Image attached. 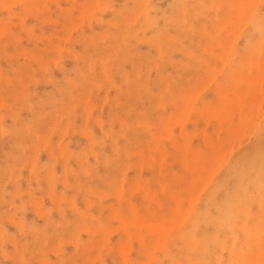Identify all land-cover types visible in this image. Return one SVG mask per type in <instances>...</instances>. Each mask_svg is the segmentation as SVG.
<instances>
[{
  "label": "rangeland",
  "instance_id": "374dc122",
  "mask_svg": "<svg viewBox=\"0 0 264 264\" xmlns=\"http://www.w3.org/2000/svg\"><path fill=\"white\" fill-rule=\"evenodd\" d=\"M237 8H240L239 12ZM263 30L264 0H0V264H101L102 261V264H170V259H174L171 264H177L179 261L181 263L178 264H187V261H191L190 264H199L205 258L207 262L204 260L202 264H253L254 260V264H264V221H261V224V217H258L261 213L264 220V198H261L264 195H260L264 194V187L261 188L263 191L257 188L261 181L263 185L260 187L264 186V92H259L258 97L255 95L256 90H264V77L262 82L260 80L264 75V62L260 61L264 53ZM259 47L262 48L261 51ZM257 55H261L260 58ZM254 58L259 60L261 66ZM261 60L263 61L264 57ZM258 66L262 67L263 71H259ZM246 73L249 78L252 75V79L255 74L257 79H251L252 82L258 80L260 83H250ZM257 73H260L261 77ZM238 74L241 77L247 75L249 81L245 80V76L241 80ZM237 79L241 80V84L238 81L240 85L229 84L237 82ZM242 81H248L250 88L244 83L245 87ZM261 85L262 89L258 87ZM217 87L221 90L217 91L219 95L216 92ZM237 87L240 88L239 91ZM247 88L246 94L244 91ZM233 90L236 92L235 96ZM238 92L246 97L242 94L241 98L237 97ZM225 94L234 99L228 101ZM221 95H224L223 98ZM249 98L257 101L248 102ZM240 99L247 100L250 104L247 105ZM222 100L231 103L229 105L234 110ZM240 101L245 107L242 108L238 104ZM220 103L222 109L218 106ZM225 105L229 108L226 110L233 111L229 112L230 115L227 113L233 121L227 116L228 120L232 122L225 120L228 112L225 111ZM213 106L215 109L220 107L221 114L224 110L225 117L217 109L218 112L211 111ZM237 106H240V110L247 111L250 107L255 110H249L251 113L242 110V113L239 111L242 114L240 115ZM179 107L181 112H178ZM205 109L214 113L213 116L208 110L205 114ZM176 112L179 115L182 113V117L179 116L181 118L178 119ZM208 113V117H205ZM218 113L223 117L222 120ZM214 117H217V120ZM173 121H176L175 125H169ZM227 127H233L232 132L228 131ZM161 131H165V134ZM188 138L189 142L186 143ZM203 141H209V144ZM181 145L186 147L187 152L185 148L181 149ZM198 151L200 154L195 155ZM191 152H194V156ZM210 152L215 154L214 158L219 155L217 160L221 161L220 165L216 159L214 162V158L210 159L213 157ZM216 152L221 154L216 155ZM186 154L188 159L183 156ZM199 156H203L205 161ZM206 156L210 158L207 159ZM210 162L215 163L214 167ZM192 164L195 166L192 167ZM194 169L199 177H196L197 172ZM48 170L51 171L49 174ZM256 178L260 182L256 181ZM135 179L140 180L141 186ZM190 182L193 186L198 183V187H191ZM191 190L196 192L195 199V194L188 197V194L192 196ZM196 190H199L198 196ZM237 193L243 197L246 194V199L250 193H258L255 198H261V203L259 205L256 199L251 204L250 200L254 199L251 194V199L249 197L247 200L251 207L246 209L249 205L244 203V198V201L239 203L241 196L234 199L239 201L238 205L235 202L234 206L230 201L237 197ZM181 197L182 202L179 201ZM227 205L234 207L229 208ZM239 205H245L242 207L243 211L240 208H237L240 210L237 211L235 207ZM258 205L262 208L258 209ZM175 206L177 209L181 207V210L178 209V212ZM234 208L236 210H233ZM184 209L185 211L181 212ZM244 209L246 212L249 209L250 216L246 215ZM257 209L263 210L260 212ZM199 210L203 214L206 213L204 215H207L205 217L209 223ZM222 210H226V214L231 212L228 214L229 218L226 215L227 218L223 221L221 218L225 215ZM175 212L181 213L182 217L177 214L180 218H175ZM236 212L239 219L250 217L249 221H243L246 223H243L244 226L241 225V220H236ZM251 212H254L257 218H253ZM133 213L135 217L138 216L139 221L132 220ZM182 213L188 217L191 215V220ZM200 214L203 217H200ZM215 214L223 216L217 220L219 222L215 220ZM122 215L123 219H126L124 216L131 219L123 221ZM169 216H173L172 221L175 222H172L173 225L168 223L170 228L175 227L171 231L166 223ZM144 217L151 220H144ZM184 217L192 221L195 235L192 234L193 231L190 232L193 227L191 228L190 222ZM233 217L239 222L233 221ZM152 218L156 219H153L155 227L151 226ZM197 218H201V223L204 218L203 223L198 222L200 220ZM141 219L144 221L140 222ZM253 219L256 220L255 225L252 223ZM175 220L183 224H178L179 228L183 229H180L181 234L178 227L176 228L178 225ZM196 220L198 227L193 225ZM163 222L166 223V228H162L164 224L161 227ZM235 222L243 229L236 228V224L232 226ZM121 223L123 224L120 225ZM130 223L134 224L131 226ZM110 224L111 232L108 229ZM138 224L143 227L140 228ZM149 224L151 227H148ZM99 226L104 228L101 230ZM113 226L119 230L116 228L114 232ZM158 226L159 230L167 229V233L161 230L166 234H158ZM147 227L152 230H147ZM184 230L192 234L187 233L188 239ZM233 231L238 234L236 237L234 235V239L231 234ZM141 232L142 234H139ZM136 233L139 234L138 238ZM169 233H173L172 238ZM106 235L111 236L106 238ZM181 235L185 242L181 240ZM213 235L219 237L218 240L213 238ZM244 235L246 240L243 239ZM78 236L80 241H77ZM140 236L144 237V241H140ZM191 236L193 238L189 239ZM208 236H211L214 242L210 238L207 239ZM160 237L164 238V241L168 239L166 242L170 254L163 245L166 242L161 241L163 239ZM220 238L224 244L233 241L231 247V244L228 245L232 252H229V248L223 243V246L220 245ZM104 239L108 240L106 241L110 248ZM186 239L190 240L189 244L191 240H196L192 241L193 247L192 244L188 246ZM97 240L101 242L98 243ZM157 240L161 241L162 246L157 245ZM197 240L202 242V245L207 244V249L200 248L202 246ZM253 240H257L255 244ZM125 241L128 242L126 245L123 243ZM150 241L151 245L147 243ZM204 241L207 242L203 243ZM77 242L80 243L77 245ZM119 243H122V249L119 248ZM130 243L132 246H127ZM245 244L249 249L244 248ZM154 245L155 254L152 249ZM179 245L181 248L183 246L182 251L178 248ZM237 245H240L238 247L241 249L234 248ZM250 245L252 247H249ZM195 246L200 248L199 252L198 249L193 250ZM123 247L127 250L131 247L130 251H127L128 254ZM224 247L226 250H223ZM101 249L102 251H99ZM204 249H210L209 254L204 253ZM255 249L258 252H255ZM190 252L196 260L203 256L202 261H194ZM165 253H168L166 257ZM185 255H190L191 260ZM153 256L155 258H152ZM95 257L97 259L94 262ZM122 258H126V262Z\"/></svg>",
  "mask_w": 264,
  "mask_h": 264
},
{
  "label": "bare ground",
  "instance_id": "6f19581e",
  "mask_svg": "<svg viewBox=\"0 0 264 264\" xmlns=\"http://www.w3.org/2000/svg\"><path fill=\"white\" fill-rule=\"evenodd\" d=\"M250 1H251V0H250ZM241 2H243V1H241ZM237 3H238V2H237ZM249 3H251V2H249ZM232 4H233V3H232ZM243 4H245V3L243 2ZM247 4H248V3H247ZM247 4H246V5H247ZM253 4H254V3H253ZM10 5H11V4H10ZM239 5H240V4H239ZM248 5H249V4H248ZM237 6H238V4H237ZM237 6H236V7H237ZM249 6H250V5H249ZM253 6H254V5H253ZM238 7H240V6H238ZM252 8H253V7H252ZM252 8H251V9H252ZM236 10H238V8H237ZM239 10H240V8H239ZM239 10H238V12H239ZM241 10H242V9H241ZM243 11H244V10H243ZM240 14H241V13H240ZM243 15H244V12H243ZM241 16H242V14H241ZM256 17H257V16H256ZM256 17H255V18H256ZM239 18H241V17L239 16ZM241 19H242V18H241ZM241 19H240V21H242ZM258 19H259V18H258ZM232 22H233V21H232ZM238 22H239V21H238ZM222 23H223V21H222ZM223 24H224V23H223ZM258 25H259V24H258ZM263 31H264V30H263ZM225 35H226V34H225ZM263 35H264V34H263ZM260 39H261V38H260ZM263 39H264V37H263ZM229 40H230V39H229ZM258 40H259V39H258ZM259 43H261V41H260ZM259 43L257 42L256 44L258 45ZM261 45H262V44H261ZM263 45H264V44H263ZM253 46H254V47H257L256 45H253ZM258 46H259V45H258ZM261 47H263V46H261ZM230 49L232 50V47H231ZM257 49H258V48H257ZM259 49H260V47H259ZM231 50H230V51H231ZM261 50H262V48L260 49V51H261ZM260 51H259V52H260ZM263 51H264V50H263ZM222 53H223V52H222ZM257 53H258V51H257ZM262 53H263V52H262ZM220 54H221V53H220ZM233 54H234V53H233ZM247 54H248V53H247ZM218 56H219V55H218ZM246 56H247V55H245V57H246ZM257 56H258V55H257ZM260 56H261V55H260ZM260 56H258V57L260 58ZM226 57H227V55H226ZM247 57H248V56H247ZM263 57H264V53H263ZM263 57L261 56V58H260L261 63L264 62V60H263V61L261 60V59H263ZM227 58H228V57H227ZM243 58H244V57H243ZM249 58H250V56H249ZM228 59H230V58H228ZM245 59H246V58H245ZM250 59H251V58H250ZM256 59H257V58H254V60H256ZM54 60H55V59H54ZM243 61H244V60H243ZM256 61H257V60H256ZM224 62L226 63V61H224ZM257 62L260 63L259 60H258ZM251 63H253V62H251ZM261 63H260V65H259V64H258V65L261 66ZM256 64H257V63H256ZM263 65H264V64H263ZM263 65H262V66H263ZM224 66H225V65H224ZM224 66H223V67H224ZM259 66H258V68H257V67H256V68L259 69V68H260ZM252 67H253V66H252ZM263 67H264V66H263ZM242 68H243V67H242ZM261 68H262V67H261ZM261 68H260L259 71L262 70ZM215 69H216V68H215ZM217 69H218V68H217ZM222 69H223V68H222ZM263 69H264V68H263ZM253 70H254V69H253ZM262 71H263V70H262ZM215 72H217V71H215ZM248 72H249V71H248ZM256 72H257V71H256ZM253 73H255V72H253ZM260 73H261V72H260ZM260 73H259V74H260ZM240 74L242 75V74H244V73H240ZM240 74H238L237 76L239 77ZM246 74L248 75V78H249V74H248V73H246ZM250 74H252V73H250ZM259 74L257 73V75H259ZM241 75H240V78H242L241 80H243V77L245 76V80H248V81H249V79H250V81H249L250 83H254V82H255V81L252 82V80H254V78L257 79V76L255 77V74H254L253 79H252V75L250 76L251 78H249V79L246 77L247 75H243L242 77H241ZM260 75L262 76V73H261ZM260 75H259V76H260ZM237 76H236V78H238ZM259 76H258V77H259ZM261 76H260V77H261ZM260 77H259L258 79H260ZM263 77H264V75H263V76L261 77V79H260L261 82H262ZM215 78H216V76H214V79H215ZM210 79H211V78H210ZM214 79H213V80H214ZM251 79H252V80H251ZM241 80H238V79H237V82H235V83L232 82V83H229V84H231V85H233V84L240 85V84H241V82H240ZM263 80H264V79H263ZM210 81H211V80H210ZM210 81H208V82H210ZM233 81H236V80L233 79ZM238 81L240 82V84H238ZM248 81H247V82H248ZM242 82H243V81H242ZM247 82L244 81L243 84L246 83V85H248ZM201 83H202V82H201ZM250 83H249V84H250ZM257 83H260V81L258 82V80H257V82H255L254 84H257ZM210 84H211V83H210ZM210 84H207V85H210ZM217 85H218V84H217ZM202 86H203V85H202ZM202 86H201V87H202ZM244 86H245V84H244ZM248 86H249L248 88H250V85H248ZM254 86H255V88L257 87V85H252V87H254ZM203 87H204V86H203ZM218 87H219V86H218ZM218 87H217V90L215 89L216 92H217L218 89H219ZM232 87H233V86H232ZM245 87H246V86H245ZM258 87H259V88L261 87L260 89H262V85H261V86H258ZM263 87H264V85H263ZM194 88H195V87H194ZM199 88H200V87H199ZM230 88H231V87H230ZM248 88H247L246 91H244V93L248 92ZM197 89H198V88H197ZM197 89H196V90H197ZM204 89H205V87H204ZM233 89H234V88H233ZM239 89H240V88H239ZM239 89H238V87H237V90H238V91H239ZM241 89H242V88H241ZM253 89H254V88H253ZM199 90H200V89H198V91H199ZM201 90H202V88H201ZM219 90H220V89H219ZM235 90H236V89H235ZM237 90H236V91H237ZM249 90H250V89H249ZM220 91H221V90H220ZM233 91H234V90H233ZM252 91H253V90H252ZM254 91H255V89H254ZM256 91H257V90H256ZM256 91H255V95H256L257 97H258V95H259V94H258L259 92H260L261 94L264 92V90H263V91H262V90H259L258 92H256ZM261 91H262V92H261ZM191 92H192V91H191ZM202 92H203V91H202ZM234 92H235V91H234ZM241 92H242V90H241ZM250 92H251V91H250ZM221 93L223 94V93H224V90H223V92H221ZM221 93H220V94H221ZM227 93H228V92H227ZM230 93H231V91H230ZM230 93H229V94H230ZM239 93H240V92L237 93V94H238L237 97L239 96V97L241 98L240 95H241L242 93H241V94H239ZM197 94H198V93H197ZM217 94H218V92H217ZM229 94H225V95H226V97H228V101H232L231 99H234V97H233V98H229ZM235 94H236V92L234 93V96H235ZM246 94H247V93H246ZM251 94H252V92H251ZM251 94L249 93V95H251ZM263 94H264V93H263ZM198 95H199V94H198ZM218 95H219V94H218ZM227 95H228V96H227ZM242 95H245V94H242ZM189 96H190V95H189ZM223 96H224V95H223ZM223 96L221 95L222 98H223ZM230 96H231V95H230ZM232 96H233V95H232ZM232 96H231V97H232ZM263 96H264V95H263ZM245 97H246V95H245ZM245 97H244V98H245ZM252 97H253V95H252ZM252 97H251V98H252ZM254 97H255V96H254ZM254 97H253V98H254ZM257 97H256V98H257ZM260 97H262V95H260L259 98H260ZM222 98H221V99H222ZM242 98H243V96H242ZM185 99L187 100V98H185ZM185 99H184V101H185ZM216 99L218 100V98H216ZM229 99H230V100H229ZM257 99H258V98H257ZM257 99H254V100L257 101ZM262 99H263V98H262ZM224 100H225V99H224ZM240 100H241V101H245V102H246L247 100H249L248 102H251V101H252L250 98L247 99V100H243V99H240ZM250 100H251V101H250ZM254 100H253V101H254ZM259 100H261V98H260ZM220 101H221V100H220ZM220 101H219V102H220ZM222 101H223V100H222ZM228 101H225V102L223 101V102L226 104V102L228 103ZM237 101H239V100H237ZM241 101H240V102H241ZM253 101H252V102H253ZM182 102H183V101H182ZM182 102H181V103H182ZM187 102H188V100L186 101V104H188ZM245 102H244V103H245ZM254 102H255V101H254ZM246 103H247V102H246ZM183 104H185V103H183ZM183 104H182V105H183ZM229 104H231V103H228V105H229ZM232 104H234V101L232 102ZM238 104L241 105V104H243V103H242V102H241V103L238 102ZM249 104H250V103H247V105H249ZM228 105H227V106H228ZM247 105H246V106H247ZM251 105H252V103H251ZM251 105H250V106H251ZM188 106H190V104H189V105H186V108H185V109H187ZM193 106H194V104H193ZM193 106H192V107H193ZM218 106L221 107V103H220V105H218ZM227 106H226V105L224 106V107H225V111H228V110H226V108H228ZM241 106H242V108L245 107L244 105H241ZM252 106H255V105H252ZM252 106H251V107H252ZM183 107H185V106H183ZM183 107L181 106V108H183ZM192 107H191V108H192ZM216 107H217V105H216ZM220 107H218V109H217V108H216V109L219 110ZM222 107H223V106H222ZM222 107H221L220 109H222ZM229 107H230V105H229ZM237 107H238V109H239L240 106H237ZM237 107H236V108H237ZM251 107L248 108V109L251 110ZM189 108H190V107H189ZM189 108H188V109H189ZM206 108H208V106H206ZM213 108H214V109H213ZM213 108H212L211 111H213V110L215 111V110H216V109H215V106H213ZM230 108H231V107H230ZM236 108H235V109H236ZM179 109H180V107L178 108V110H179ZM193 109H194V108H193ZM208 109H209V108H208ZM208 109H207V110H208ZM210 109H211V108H210ZM228 109H229V108H228ZM231 109H232V108H231ZM231 109H230V111H231ZM183 110H184V109H183ZM205 110H206V109H205ZM207 110H206L205 114H206L208 111H210V110H208V111H207ZM217 110H216V111H217ZM232 110H234V109H232ZM236 110H237V109H236ZM242 110H243V109H242ZM242 110L239 109V110H238V113H239V111L242 113ZM249 110H247V111L250 112ZM253 110H255V108H254ZM253 110H251V111H253ZM185 111H186V110H185ZM211 111H210V112H211ZM214 111H213V112H214ZM216 111H215V112H216ZM221 111H222V110H221ZM221 111L219 110L220 114H221ZM225 111L223 110L222 114H223V113L225 114ZM230 111L226 112V118H227V116L230 117V116H229V115H230V113H229ZM244 111H245V110H243V112H244ZM247 111H245V112H247ZM178 112H181V109H180ZM178 112H176V115H178V119H179V118L182 117V113H181V115H179V114H177ZM210 112H209V113H210ZM215 112H214V113H215ZM217 112H218V111H217ZM231 112H233V111H231ZM235 112H237V111H235ZM209 113H208L207 115H205V117H206V116L208 117ZM211 113H212V112H211ZM211 113H210V115L213 116L214 113H212V114H211ZM227 113H229V115H228ZM241 113H239V114L242 115ZM250 113H251V112H250ZM187 114H189V112H187ZM222 114H221V115H222ZM224 114H223V115H224ZM244 114H245V113H244ZM184 115H185V114H184ZM203 115H204V114H203ZM203 115H202V116H203ZM221 115H219V113H218V116H219L220 118L223 116V115H222V116H221ZM179 116H181V117H179ZM187 116H188V115H186V117H187ZM216 116H217V114H216ZM231 116H232V113H231ZM244 116L246 117V115H244ZM247 116H248V115H247ZM174 117H175V116H174ZM203 117H204V116H203ZM224 117H225V115H224ZM238 117H239V116H238ZM241 117H242V116H241ZM176 118H177V117H175V119H176ZM214 118H216V120H217V117H214ZM222 118H223V117H222ZM222 118H221V120H222ZM226 118H225V120H228V119H229V118H227V119H226ZM205 119H206V118H205ZM205 119H204V120H205ZM207 119H208V118H207ZM207 119H206V120H207ZM230 119L232 120L231 117H230ZM243 119H244V117H243ZM245 119H246V118H245ZM165 120H167V119H165ZM176 120H177V119H176ZM181 120H183V119H180V121H181ZM184 120H185V119H184ZM184 120H183V122H184ZM206 120H205V121H206ZM208 120L210 121V119H208ZM219 120H220V119H219ZM221 120H220V121H221ZM231 120H230V121H231ZM240 120H241V119H240ZM240 120H239V122H240ZM246 120H247V119H246ZM185 121H186V120H185ZM209 121H208V122H209ZM228 121H229V120H228ZM230 121H229V122H230ZM232 121H233V120H232ZM232 121H231V122H232ZM242 121H243V120H242ZM1 122H2V121H1ZM165 122L167 123V121H165ZM165 122H164V124H166ZM168 122H169V121H168ZM174 122L176 123V121H173V122H172L171 124H169V125H172ZM245 122H246V121H245ZM245 122H244V123H245ZM175 123H174V125H175ZM178 123H179V121H178ZM206 123H207V121H206ZM220 123H222V122H220ZM220 123H219V124H220ZM225 123H226V122H225ZM182 124H183V123H182ZM184 124H185V123H184ZM237 124H238V123H237ZM166 125L169 127L168 129H170V126H169L168 124H166ZM166 125H164V127H165ZM220 125H221V124H220ZM233 125H234V124H233ZM243 125H244V124H243ZM172 126H173V125H172ZM206 126H207V125H206ZM228 126H229V125H228ZM235 126L237 127V125H235ZM235 126H234V127H235ZM240 127H241V126H240ZM165 128L167 129V127H165ZM183 128H184V127H183ZM216 128H219V127H216ZM222 128H223V126H222ZM222 128H221V129H222ZM227 128H228V127H227ZM228 129H229V128H228ZM238 129H239V126H238ZM238 129L235 128V130H237V131H238ZM173 130H174V129H173ZM180 130H181V129H180ZM184 130H185V129H184ZM184 130H183V131H184ZM231 130H233V127H232L231 129H229L228 131H231ZM204 131H205V133H207V132H206V129H204ZM228 131H227V132H228ZM161 132L164 133L165 131H161ZM167 132H168V131H167ZM167 132H166V133H167ZM171 132H172V130H171ZM184 132H185V131H184ZM216 132H217V130H216ZM231 132H232V131H231ZM231 132H230V133H231ZM233 132H236V131H233ZM238 132H239V131H238ZM173 133H174V132H173ZM173 133H172V134H173ZM205 133H203V134H205ZM151 134H152V132H151ZM160 134H161V133H160ZM164 134H165V133H164ZM164 134H163V135H164ZM170 134H171V133H170ZM172 134H171V135H172ZM182 134H183V133H182ZM184 134H185V133H184ZM186 134H189V133H186ZM186 134H185V135H186ZM157 135H158V134H157ZM157 135H156V136H157ZM167 135H169V134H167ZM206 135H207V134H206ZM208 135H209V133H208ZM229 135H230V134H229ZM229 135L227 136V139H228ZM233 135H234V133H233ZM164 136H166V135H164ZM164 136H163L162 138H164ZM187 136H188V135H187ZM234 136H236V135H234ZM158 137H159V135H158ZM168 137H169V136H168ZM168 137H165V138H168ZM209 137L211 138V136H209ZM209 137H208V138H209ZM218 137H219V136H218ZM221 137H222V136H221ZM224 137H225V136H224ZM231 137L234 139V137H233L232 135H231ZM180 138H181V137H180ZM182 138H183V136H182ZM184 138H185V137H184ZM232 138H231V139L229 138V139H230V140H233ZM92 139H94V137H93ZM92 139H91V140H92ZM159 139H160V138H159ZM203 139H204V137H203ZM223 139H224V138H223ZM225 139H226V137H225ZM227 139H226V140H227ZM235 139H236V138H235ZM235 139H234V140H235ZM154 140H155V139H154ZM186 140H187V139H186ZM208 140L211 141L210 139H208ZM230 140H228V141L232 143L233 141H230ZM175 141H176V140H174V142H175ZM190 141H191V139H190ZM204 141H205V140H204ZM204 141H203V142H204ZM209 141H207V143H208ZM212 141H213V140H212ZM185 142H186V141H185ZM188 142H189V138H188V141H187L186 143H188ZM219 142H220V141H219ZM224 142H225V140H224ZM226 142H227V141H226ZM229 142H228V143H229ZM176 143H178V142H176ZM186 143L183 142L184 145H185ZM204 143H206V142H204ZM207 143H206V144H207ZM214 143H215V142H213V144H214ZM222 143H223V140H222ZM173 144H174V143H173ZM190 144H191V143H190ZM190 144H188V145H190ZM208 144H209V143H208ZM213 144H212V145H213ZM220 144H221V143H220ZM226 144H227V143H226ZM186 145H187V144H186ZM212 145H210V146H212ZM228 145H229V144H228ZM228 145H227V146H228ZM158 146H159V145H158ZM176 146H177V148H178V144H176ZM179 146H180V145H179ZM182 146H183V145H181V147H182ZM64 147H65V146H64ZM181 147H179V148H181ZM217 147H218V145H217ZM222 147H223V145H222ZM224 147H225V145H224ZM184 148H185V149H184ZM188 148H189V147H188ZM205 148H206V147H205ZM225 148H226V147H225ZM91 149H92V148H91ZM156 149H157V148H156ZM181 149H184V150L187 152L186 147L183 146V148H181ZM191 149H192V148H191ZM221 149H222V148H221ZM163 150H164V149H163ZM165 150H166V149H165ZM165 150H164V151H165ZM222 150H223V149H222ZM164 151H162V152H164ZM209 151H210V150H209ZM213 151H214V150H213ZM213 151H211V152H213ZM219 151H220V148H219ZM165 152H168V151H165ZM182 152H184V151H182ZM199 152H200V151H198L195 155H199V154H200ZM205 152H206V151H205ZM205 152H204V153H205ZM211 152H210V153H211ZM221 152H222V151H221ZM184 153H185V152H184ZM191 153H192V152H191ZM193 153H194V152H193ZM193 153H192V154H193ZM198 153H199V154H198ZM201 153H202V152H201ZM213 153H215V152H213ZM217 153H218V154H221L220 152H216V155H218ZM223 153H224V152H223ZM70 154H71V151H70ZM162 154H163V153H162ZM211 154H212V153H211ZM153 155H154V154H153ZM163 155H164V154H163ZM163 155H162V156H163ZM165 155H167V154H165ZM201 155H202V154H201ZM201 155H200V156H201ZM207 155H208V154H207ZM212 155H213V157L210 155L211 158H210V156H206V157H208L207 159L210 158V159L212 160V159L214 158V155H215V154H212ZM183 156L186 157L187 154H186V155H183ZM193 156H194V154H193ZM200 156H199V158H200ZM151 157H153V156H151ZM164 157H165V156H164ZM164 157H161V158H164ZM187 157H188V156H187ZM187 157H186V159H188ZM191 157H192V156H191ZM196 157H198V156H196ZM206 157H205V158H206ZM221 157H222V156H221ZM202 158H203L202 161H205L203 156H202L200 159H202ZM218 158H219V155H218ZM218 158H216V156H215V158L213 159V162H214L215 159L217 160ZM154 159H155V157H154ZM192 159L194 160V158H192ZM195 159L197 160V158H195ZM165 160H166V159H165ZM183 160H185V158H184ZM154 161H155V160H154ZM209 161H210V160H209ZM209 161H208V162H209ZM152 162H153V161H152ZM181 162H182V161H181ZM185 162H186V160H185ZM194 162H195V161H194ZM196 162H198V161H196ZM199 162H200V161H199ZM215 162H216V161H215ZM217 162H218V160H217ZM219 162L221 163V161H219ZM219 162L217 163L218 165H220ZM161 163H162V161H161ZM164 163H165V161H164ZM204 163H205V162H204ZM187 164H188V163H187ZM196 164H197V163H196ZM198 164H199V163H198ZM200 164H201V163H200ZM202 164H203V163H202ZM210 164H212V163L210 162ZM214 164H215V163H214ZM214 164H212L211 166L214 167V166H213ZM160 165H161V164H160ZM192 165H193L192 167L195 166L194 164H192ZM211 166L208 165V167H211ZM215 166H216V165H215ZM184 167H185V165H184ZM197 167H198V166H197ZM200 167H202V166L200 165ZM204 167H205V166H204ZM217 167H218V166H217ZM217 167H216V168H217ZM50 168H51V167H50ZM142 168H143V167H142ZM160 168H161V167H160ZM186 168H188V166H187ZM216 168H215V169H216ZM184 169H185V168H184ZM205 169H206V168H205ZM205 169H204V170H205ZM185 170H186V169H185ZM189 170H190V169H189ZM194 170H195V169H194ZM210 170H211V169H210ZM65 171H66V170H65ZM186 171H187V170H186ZM191 171H193V169H192ZM195 171H196V170H195ZM207 171H208V168H207ZM49 172H51V171L48 170V174H49ZM196 172H197V171H196ZM213 172H214V171H213ZM213 172H211V173H213ZM200 173H201V172H200ZM207 173H208V172H207ZM207 173H206V174H207ZM50 174H51V173H50ZM159 174H161L160 171H159ZM191 174H192V173H191ZM206 174H205V175H206ZM53 175H54V173H53ZM53 175H52V176H53ZM197 175H198V172L196 173V177H199V176H200V175H199V176H197ZM193 176H194V175H193ZM201 176H202V175H201ZM210 176H211V175H210ZM191 177H192V176H191ZM194 177H195V176H194ZM202 177H203V176H202ZM202 177H201V178H202ZM203 178H204V177H203ZM193 179H194V178H193ZM195 179H197V178H195ZM204 179H205V178H204ZM250 179H251V178H250ZM260 179H261V178H260ZM65 180H66V179H65ZM135 180L138 181V179H135ZM198 180H199V179H198ZM202 180H203V179H202ZM202 180H201V181H202ZM254 180H255V179H254ZM254 180H253V182H254ZM257 180H258V179L256 178V181H257ZM262 180H263V179H262ZM123 181H124V179H123ZM139 181H140V180H139ZM139 181H138V182H139ZM192 181H194V180H192ZM204 181H207V180H204ZM250 182H251V180L249 181V183H250ZM258 182H260V180H258ZM136 183H137V182H136ZM190 183H191V182H190ZM195 183H196V180H195ZM202 183H203V182H202ZM260 183H261V185H263V184H262V181H261ZM140 184H141V182H139V185H140ZM159 184H161V183L159 182ZM163 184H164V183H163ZM163 184H162V186H164ZM243 184H244V183H243ZM254 184H255V182H254ZM51 185H52V184H51ZM195 185H196V184H195ZM197 185H198V183H197ZM197 185H196V186H197ZM199 185H200V184H199ZM258 185H259V184H258ZM261 185H260V186H261ZM122 186H123V185H122ZM131 186H132V185H131ZM134 186H135V185H133V187H134ZM140 186H141V185H140ZM190 186H191V187L193 186L192 183L190 184ZM196 186H193V187H196ZM242 186H243V185H242ZM260 186H257V188L259 187L260 190H262L261 188H263L264 186H262V187H260ZM133 187H132V189L134 190ZM197 187H198V186H197ZM136 188H137V187H136ZM136 188H135V189H136ZM140 188H141V187H140ZM161 188H162V187H161ZM165 188H167V186H166ZM199 188H200V186H199ZM239 188H241V187H239ZM243 188H244V187H243ZM247 188H248V187H247ZM115 189H116V188H115ZM138 189H139V186H138ZM138 189H137V190H138ZM163 189H164V188H163ZM163 189H161V191H162ZM123 190H124V189L122 188V191H123ZM165 190H166V189H165ZM263 190H264V188H263ZM263 190H262V191H263ZM134 191H136V190H134ZM145 191L147 192V189H146ZM166 191H167V190H166ZM191 191H192V190H191ZM196 191H197V196H198V194H199V193H198L199 190H196ZM247 191H249V190H247ZM257 191H258V190H257ZM118 192H119V191H118ZM163 192H164V190H163ZM180 192H181V191H180ZM193 192H194V190H193L192 192H190V193L192 194V196H190V194H188V195H189L188 197H193V194L196 193V192H195V193H193ZM258 192H259V191H258ZM260 192H261V191H260ZM120 193H121V191H120ZM120 193H118V194H120ZM133 193H135V192H133ZM133 193H132V194H133ZM121 194H122V193H121ZM152 194H153V193H152ZM155 194H156V193H155ZM170 194H172V193H170ZM173 194H174V192H173ZM237 194H238V193H237ZM251 194H253V193H250V196H249V193L247 194V195L250 197V199H251V197H252ZM254 194H255V193H254ZM254 194H253L254 199L252 198V201L250 200L251 204H252V202H253V203L255 202V201H253V200L258 199V198H255V196H256V194H257V196H258L259 194H258V193H256L255 195H254ZM144 195H147V194L144 193ZM233 195H234V194H233ZM244 195L246 196V194H244ZM260 195H264V194L262 193V194H260ZM54 196H55V195H54ZM120 196H121V195H120ZM120 196H119V198H120ZM132 196H133V195H132ZM147 196H148V195H147ZM153 196H155V195H153ZM174 196H175V195H171V197H174ZM239 196L242 197V199H241V197L238 199V200H240V202L237 200L239 203H242L241 201H242L243 198H244V199H245V201L243 200L244 203L246 202V204H248L247 200L249 199V197L246 199L245 196L243 197L241 194H240V195L238 194L237 197L234 196L235 198H233V200H232L233 202L230 201L231 204L233 203V205H234V203L236 202L237 205H238V202L235 201V200H236ZM63 197L66 199V197H65L64 195H63ZM145 197H146V196H145ZM157 197H158V196H157ZM175 197H176V196H175ZM177 197H178V196H177ZM177 197H176V198H177ZM179 197H180V196H179ZM210 197H211V196H210ZM246 197H247V196H246ZM260 197H261V196H260ZM61 198H62V197H61ZM146 198H147V197H146ZM152 198L154 199V197H152ZM195 198H196V194L194 195V199H195ZM261 198H264V197H261ZM261 198H259V199L257 200V203H258V204L261 203V202H259ZM148 199H149V198H148ZM150 199H151V197H150ZM179 199H180V198H178V200H179ZM234 199H235V200H234ZM181 200H182V197H181V199H180L179 201H181ZM190 200H192V199L190 198ZM176 201H177V199H176ZM261 201H262V200H261ZM88 202H89V201H88ZM131 202H132V201H131ZM177 202H178V201H177ZM177 202H176V203H177ZM181 202H182V201H181ZM215 202H216V201H215ZM74 203H75V202H74ZM118 203H119V202H118ZM133 203H134V202H133ZM150 203H151V201H150ZM161 203H162V202H161ZM219 203H220V202H219ZM236 203H235V204H236ZM262 203H263V202H262ZM179 204H180V203H179ZM224 204H225V203H224ZM227 204H228V203H227ZM251 204H250V205H251ZM180 205L182 206V204H180ZM248 205H249V204H248ZM250 205H249V206H246V209H247V207H251ZM259 205H260V204H259ZM259 205H258V206H259ZM132 206L135 207L133 204H132ZM149 206H150V204H149ZM158 206H160V204H158ZM225 206H226V205H224V207H225ZM227 206L229 207V205H227ZM231 206H232V205H231ZM231 206H230V207H231ZM234 206H235V205H234ZM234 206H232V207H234ZM261 206H262V205H261ZM115 207H116V206H115ZM160 207H161V206H160ZM177 207H178V204H177ZM177 207L175 206L176 210L178 211V209H180L181 207L178 208V209H177ZM184 207H185V206H184ZM220 207H221V205H220ZM224 207H223V208H224ZM230 207H229V208H230ZM242 207H245V205H243ZM242 207H241V205H239V207L236 206L235 208H236V209H237V208H238V209H239V208L242 209ZM118 208H119V207H118ZM118 208H115V210H117ZM131 208H132V207H131ZM182 208H183V207H182ZM215 208H216V207H215ZM225 208H227V207H225ZM225 208H224V209H225ZM235 208H234L233 210H236ZM261 208H262V207H261ZM261 208H260V206H259L258 209H261ZM77 209H78V208H77ZM135 209H136V207H135ZM190 209H191V208H190ZM217 209H218V207H217ZM217 209H216V210H217ZM224 209H223V210H224ZM238 209H237V211H240V210H238ZM246 209H244V212H246ZM258 209H257V210H258ZM78 210H79V209H78ZM176 210H175V211H176ZM180 210H181V209H180ZM186 210H188L187 207H186ZM223 210H222V211H223ZM226 210H227V209H226ZM226 210H225V211H226ZM228 210H229V209H228ZM228 210H227V211H228ZM250 210H252V209L250 208ZM262 210H263V209H262ZM262 210H258V211L261 212ZM50 211H51V209H50ZM130 211H131V210H130ZM134 211H135V210H134ZM136 211H137V209H136ZM136 211H135V212H136ZM171 211H172V210H171ZM183 211H185V209L182 210L181 212H183ZM200 211H201V210H199V212H200ZM220 211H221V210H219L218 213H220ZM225 211H223L225 217H223V216L221 215V216L223 217V218H221V216H220V217L217 216V215H218V213H217V215L215 214L216 216L214 215L215 217H217V219L215 218V220L217 221L219 218H221L222 221H223L224 218H227V217L229 218V215H228V214L232 212V209H231V212H228V214H226L227 211H226V212H225ZM229 211H230V210H229ZM242 211H243V209H242ZM242 211H241V212H242ZM46 212H47V211H46ZM178 212H179V211H178ZM187 212H188V211H187ZM203 212H205V209H204ZM206 212H207V210H206ZM248 212H249V209H248ZM248 212H246V215L249 214V216H250V213H248ZM50 213H51V212H50ZM118 213H119V212H118ZM118 213H116V214H118ZM173 213H174V212H173ZM184 213H185V212H184ZM184 213H182V214L185 216V214H187V213H185V214H184ZM188 213H190V212H188ZM200 213H202V212H200ZM208 213H209V212H207V214H208ZM210 213H212V212H210ZM242 213H243V212H242ZM251 213H252L251 215L253 216V218H254V217L257 218V217H256L257 215H256L254 212H251ZM253 213H254V215H253ZM258 213H259V212H258ZM258 213H257V214H258ZM84 214H85V213H84ZM86 214H88V213H86ZM119 214H121V213H119ZM119 214H118V215H119ZM135 214H136V213H135ZM161 214H162V213H161ZM177 214H179V213H176V212H175V215H176L175 218L178 217ZM180 214H181V213H180ZM180 214H179V215H180ZM202 214H203V213H202ZM204 214H206V213H204ZM204 214H203V216H204V217H205V216L207 217V215H204ZM236 214H237V212H236ZM263 214H264V212H263ZM132 215L134 216V213H133ZM162 215H163V214H162ZM162 215H161V216H162ZM172 215H173V214H172ZM187 215H188V214H187ZM187 215H186V216H187ZM189 215H190V214H189ZM192 215H193V214H192ZM196 215H198L197 212H196ZM196 215H193V216L196 217ZM226 215H227V217H226ZM230 215H233V214H230ZM239 215H240V214H239ZM255 215H256V216H255ZM92 216H93V215H92ZM139 216H141V215H139ZM180 216H181V215H180ZM186 216H185V217H186ZM199 216L201 217L202 215L200 214ZM203 216H202V217H203ZM208 216H209V215H208ZM235 216H236V215H235ZM252 216H251V217H252ZM259 216H260L261 218H260ZM114 217H116V215H114ZM117 217H121V216H117ZM131 217H132V216H131ZM137 217H138L137 215H136V217L134 216V218H136V219H134V218L132 217V218H133L132 220H137V221H139L140 219L138 220ZM170 217H171V218H170ZM181 217H182V216H181ZM185 217H184V218H185ZM187 217H188V216H187ZM187 217H186V218H187ZM189 217H191V215H190ZM189 217H188V218H189ZM195 217H194V219H196ZM206 217H205V218H206ZM210 217H212V216H210ZM236 217H237L236 220H238V219H239V218H238V214H237ZM236 217H235V218H236ZM243 217H244V216H243ZM245 217H246V216H245ZM258 217L260 218V222H261V221H264V220L262 219L261 213H260V215L258 214ZM121 218L123 219V215H122ZM124 218L128 219V218H130V217H125V216H124ZM139 218H141V217H139ZM145 218H146V217H144V220H145ZM150 218H151V217H150ZM161 218L163 219V221H165V220H164V216H162ZM161 218H160V220H161ZM169 218H170V219H169ZM169 218L167 219L169 222L166 220V221H167L166 223H167V226H168V227L165 225L166 223H164V222L162 223L161 227H162L163 224H164L165 226H163L162 228H166V227H167V228L170 229V230H169V229H168V230L171 231V229H172V228H175V227L170 228V225H169L168 223L171 224V223L174 222V221H172V220H173V216H169ZM178 218H180V217H178ZM184 218H183V219H184ZM186 218H185V219H186ZM191 218H192V217H191ZM115 219L117 220V218H115ZM119 219H120V218H119ZM126 219H123V221H125ZM130 219H131V218H130ZM142 219H143V216H142ZM142 219H141L140 222H143V221H144V220L142 221ZM147 219H148V217L146 218V220H147ZM153 219H155V218H152V221H153ZM185 219H184V220H185ZM189 219H190V218H189ZM194 219H193V221H195ZM197 219L200 220L201 218H200V219L197 218ZM206 219H207V218H206ZM206 219H205V222H206ZM230 219H231V216H230ZM247 219H248V218H245V220H247ZM249 219H250V217H249ZM249 219H248V221H249ZM261 219H262V220H261ZM148 220H151V219H148ZM160 220H158V221H160ZM176 220H177V219H176ZM176 220H175V221H176ZM186 220H187V219H186ZM186 220H185V222H186ZM190 220H191V219H190ZM190 220H187V222H190V224H191L192 221H190ZM203 220H204V218H203ZM203 220H202V223H203ZM219 220H220V219H219ZM225 220H226V219H225ZM227 220H228V219H227ZM231 220H232V219H231ZM236 220H234V217H233V221H236ZM240 220L242 221V223L240 222L241 225L244 226L243 223H244V224H246V223L243 222V221H245V220L239 219V221H240ZM253 220H254V221H252V223H253V225H255L254 223H256V222H255L256 220H255V219H253ZM118 221H119V220H118ZM121 221H122V220H121ZM121 221H120V222H121ZM123 221H122V222H123ZM155 221H156V219H155ZM155 221L152 222V225H151V226H154V227L156 226ZM179 221H180V220H179ZM182 221H183V220H182ZM222 221H221V223H222ZM239 221H236V222H239ZM248 221H247V223H248ZM128 222H129V221H128ZM131 222H132V221H131ZM148 222H150V221H148ZM160 222H162V221H160ZM180 222H181V221H180ZM180 222L177 223V221H176L177 225H178V224L180 225V224H181ZM198 222L201 223V220L198 221ZM207 222L209 223L208 219H207ZM217 222H219V221H217ZM224 222H225V221H224ZM236 222H235V223H232V226H233V224H236ZM145 223H147V222H144V224H145ZM157 223H158V222H157ZM200 223H199V224H200ZM202 223H201V224H202ZM208 223H207V226H208ZM211 223H212V222H211ZM225 223H226V222H225ZM22 224H23V223H22ZM118 224H119V223H118ZM122 224H123V223H121L120 225H122ZM130 224H131V226H132V224H134V223H130ZM140 224H141V223H140ZM140 224H138V225L140 226ZM153 224H154V225H153ZM160 224H161V223H160ZM174 224H175V222H174ZM201 224H200V225H201ZM213 224H214V223H213ZM227 224H228V223H227ZM229 224H231V223L229 222ZM229 224H228V225H229ZM238 224H239V223H238ZM258 224H259V222H258ZM261 224H262V222H261ZM127 225H128V223H127ZM142 225H143V224H142ZM147 225H148V224H147ZM171 225H173V223H172ZM179 225H178V226L174 225V226H176V228L178 227V229H179V233H180V232H181L180 229H182V228H179ZM181 225H183V224H181ZM193 225H195V227H196V225H197V227H198L197 220H196V224H195V222H194ZM211 225H212V224H211ZM215 225H216V223H215ZM221 225H222V224H221ZM241 225H239V227H238L237 224H236V228L238 227V228L240 229V226H241ZM247 225H248V224H247ZM250 225H251V223H250L248 226L250 227ZM262 225H264V224H262ZM110 226H111V227H110ZM110 226L108 227V229L110 230L109 232L112 231V225L110 224ZM118 226H119V225H118ZM139 226H138V227H139ZM144 226H145V225H144ZM151 226H150V224H149L148 227H151ZM205 226H206V224H205ZM258 226H259V225H258ZM99 227H100V226H99ZM99 227H98V228H99ZM122 227H123V226H122ZM126 227H127V226H125V229H126ZM141 227H143V226H140V228H141ZM145 227H146V226H145ZM148 227H147V230L149 229ZM161 227H160V229H161ZM180 227H181V226H180ZM182 227H183V226H182ZM192 227H193V226H192V224H191V228H192ZM221 227H222V226H221ZM221 227H220V228H221ZM224 227H225V226H223V228H224ZM252 227H254V226H252ZM32 228H33V227H32ZM87 228L90 229V227H87ZM96 228H97V227H96ZM100 228H101V230H102L104 227H103V228L100 227ZM100 228H99V229H100ZM110 228H111V229H110ZM113 228H115V227L113 226ZM116 228L118 229V227H116ZM116 228L113 229L114 232H116ZM119 228H121V227H119ZM140 228H139V229H140ZM191 228H190V229H191ZM213 228H214V227H213ZM216 228L218 229L219 227H216ZM220 228H219V229H220ZM256 228H257V227H256ZM256 228H255V229H256ZM35 229H36V228H35ZM88 229H86V230L89 231ZM106 229H107V227H106ZM108 229H107V230H108ZM127 229H128V228H127ZM137 229H138V228H137ZM190 229H188V230H190ZM198 229H199V228H198ZM225 229H227V226H226ZM230 229H231V228H230ZM242 229H243V227H242L240 230H242ZM252 229H253V228H252ZM259 229H261V226L259 227ZM118 230H119V229H118ZM118 230H117V231H118ZM120 230H122V229H120ZM123 230H124V229H123ZM135 230H136V228H135ZM141 230H142V229H141ZM149 230H152V228H150ZM158 230H159V226H158V229L156 228V232H157ZM161 230H162V231H165V232L167 233V231H166L167 229H166V230H165V229H161ZM161 230H159L160 232L158 231V232H159L158 234L165 235L166 233L164 232L165 234H163V233L161 232ZM182 230H183V229H182ZM185 230H186V229H185ZM185 230H184V234L186 233ZM204 230H205V229H204ZM232 230H233V229H232ZM245 230H246V228H245ZM247 230H248V229H247ZM90 231H91V230H90ZM103 231H105V230H103ZM154 231H155V230L153 229V232H152V233H154ZM169 231H168V232H169ZM191 231L194 232V231H196V230H194V227H193V230H190V232H191ZM225 231H227V230H225ZM236 231H237V229H236ZM236 231H235V232H236ZM125 232H126V230H125ZM127 232H128V231H127ZM131 232H132V231H131ZM138 232H139V230H138ZM143 232H144V231H143ZM190 232L187 231V233H189L188 235H192V234L195 235V232H194V233L191 232L192 234H190ZM197 232H198V231H197ZM235 232H234V231H233V233L230 232L231 234H233V239H234V235H235V237H236V234H237V232H236V233H235ZM104 233H105V232H104ZM144 233H146V230H145ZM147 233H148V232H147ZM187 233H186L185 237L188 239V235H187ZM219 233H220V231H219ZM219 233H218V234H219ZM234 233H235V234H234ZM108 234H110V233H108ZM111 234H112V233H111ZM114 234H115V233H114ZM127 234L130 235L129 232H128ZM136 234H137V233H136ZM139 234H142V232L139 233ZM139 234H137V238H138ZM149 234H151L150 231H149ZM156 234H157V233H156ZM169 234H172V235L170 236V237L172 238L173 233H169ZM169 234H167V235H169ZM180 234H181V233H180ZM180 234H179V235H180ZM248 234H249V233H248ZM162 235H160V236H162ZM182 235H183V233H182ZM182 235H181V238H182ZM194 235H193V236H194ZM203 235H204V234H203ZM214 235H215V234H214ZM214 235H213L212 237H213V238H216L217 236L214 237ZM216 235H217V234H216ZM237 235H238V234H237ZM255 235H256V234H255ZM110 236H111V235H109L108 237H110ZM131 236H132V235H130V237H131ZM157 236H158V235H157ZM193 236H191V238H189V239H192ZM230 236L232 237V235H230ZM105 237L108 238L107 235H106ZM126 237H127V236H126ZM130 237H129V239H131ZM140 237H142V236H140ZM145 237H146V236H145ZM162 237H164V236H162ZM162 237H160L161 239H163V240H161V241H164V238H165L166 236H165L164 238H162ZM167 237H169V236H167ZM167 237H166V238H167ZM178 237H180V236H178ZM183 237H184V236H183ZM195 237H197V236H195ZM195 237H194V239H196ZM205 237H206V236H205ZM212 237H211V236H210V237L208 236L207 239L210 238V240H211ZM238 237H239V236H238ZM243 237H244V238H243ZM243 237H242V238H243L244 240H246V239H245L246 236L244 235ZM249 237H250V236H249ZM257 237H258V236H257ZM101 238H102V237H101ZM137 238H136V239H137ZM143 238H144V237L141 238L142 240L139 238L140 241H144ZM160 238H158V239L160 240ZM218 238H219V237H218ZM218 238H216V239L218 240ZM222 238H223V237H222ZM227 238H228V237H227ZM253 238H254V237H253ZM258 238H259V237H258ZM261 238H262V237H261ZM261 238H260V239H261ZM187 239H186V243L188 242L187 244H189V241H190V240L187 241ZM194 239H193V240H194ZM198 239L200 240V238H198ZM216 239H215V240H216ZM223 239H224V238H223ZM225 239H226V238H225ZM238 239H239V241H240V240L243 241V240L240 239V238H238ZM78 240L80 241L79 236H78L77 241H78ZM106 240H107V239H106ZM106 240L104 239V241H106ZM146 240H147V239H146ZM149 240H150V239H149ZM149 240H148V241H149ZM153 240H154V239H153ZM155 240H156V239H155ZM167 240H168V239H167ZM167 240H166V241H167ZM181 240H182L183 242H185V241L183 240V238H182ZM193 240H191V242H190V244H189L188 246H190L193 242H196V240H195V241H193ZM199 240H197V241H198V243H200V245L202 246V247H200V248L203 249V247L206 248V247L208 246L207 244H205V245H207L206 247H205L204 244H203V245H204V246H203V245L201 244L202 242H199ZM201 240H202V237H201ZM201 240H200V241H201ZM220 240L222 241L221 238H220ZM251 240H252V239H251ZM71 241H72V240H71ZM107 241H108V240H107ZM107 241H106V242H107ZM118 241H119V240H118ZM120 241H122V240H120ZM157 241H158V240H157ZM157 241H156V242H157ZM161 241H158V242H157V243H158L157 245L162 246V245H161ZM166 241H164V242H166ZM192 241H193V242H192ZM207 241H208V240H207ZM207 241H206V242H207ZM211 241L214 242L213 239H212ZM221 241H220V242H221ZM234 241H236V240H234ZM256 241H257V240H253L252 242L255 244ZM63 242H64V241H63ZM75 242H76V241H75ZM97 242L99 243V242H101V240H100V241L97 240ZM109 242H110V241H109ZM132 242H133V241H132ZM206 242L204 241L203 243H206ZM223 242H224V241H222L220 245H222ZM225 242H226V241H225ZM230 242H231V241H230ZM232 242H233V241H232ZM232 242H231V243H232ZM243 242H244V241H243ZM78 243H80V242H77L76 244L78 245ZM98 243H97V244H98ZM102 243H104V242H102ZM123 243L125 244V243H128V242L125 241V242H123ZM140 243H141V242H140ZM144 243H145V242H144ZM144 243H143L142 245L145 246L146 243H145V244H144ZM147 243H150L149 245H151L152 242L150 241V242H147ZM154 243H155V242H154ZM154 243H153V244H154ZM186 243H185V245H187ZM215 243H216V242H215ZM217 243H218V242H217ZM226 243H227V244H226ZM226 243H225V244L223 243V244L226 245L227 247H228L229 244H231V243L228 244V242H226ZM245 243H246V242H245ZM60 244H61V243H60ZM72 244H73V243H72ZM105 244H106V243H105ZM105 244H104V245H105ZM107 244H108V242H107ZM121 244H122V243H119V246H120V247L117 245L120 249H122ZM155 244H156V243H155ZM162 244H163V243H162ZM232 244H233V243H232ZM232 244H231L229 247H231ZM248 244H249V243H248ZM254 244L252 245V246H253V249L255 248V245H254ZM257 244H258V243H257ZM73 245H75V244H73ZM125 245H126V244H125ZM125 245H123V246L125 247ZM128 245H131V243H130V244H127V246H128ZM146 245H148V244H146ZM163 245H164L166 251L170 254V249H169V251H168V249H167V246H168V245H167V242H166V244L164 243ZM181 245H182V244H181ZM181 245H179L178 248H179ZM240 245H241V244H240ZM240 245H237V247H234V248H238V249H239L240 247H238V246H240ZM263 245H264V244H263ZM90 246H93V245H90ZM94 246H97V245H94ZM108 246H109V244H108ZM131 246H132V245H131ZM217 246H218V245H217ZM222 246H223V245H222ZM226 246H225V247H226ZM233 246H235V245H233ZM245 246H246V244H245ZM245 246H244V248H247V246H246V247H245ZM252 246L250 245L249 247H252ZM110 247H111V246H109V248H110ZM124 247H123V248H124ZM147 247H148V246H147ZM149 247H150V246H149ZM151 247H152V246H151ZM154 247H155V245L152 247V249H153V252H154V254H155V251H156V250L154 251ZM192 247H193V244H192ZM218 247H219V246H218ZM225 247L223 248V250H224V249L226 250L227 247H226V248H225ZM229 247H228V248H229ZM74 248H75V246H74ZM98 248H99V247H98ZM103 248H104V247L102 246V249H103ZM106 248H107V246H106ZM127 248H128V247H127ZM132 248H133V247H132ZM142 248H144V247H142ZM180 248H181V247H180ZM182 248H183V246H182ZM182 248L180 249L181 251L183 250ZM200 248H197V247L195 246V249H193V250L198 249L197 251L199 252ZM209 248H210V247H209ZM216 248H217V247H216ZM220 248H222V247L220 246ZM228 248H227V249H228ZM75 249H76V248H75ZM102 249L99 250V251H102ZM120 249H118V250H120ZM124 249H125V248H124ZM130 249H131V247H129L128 250L130 251ZM152 249H151V250H152ZM165 249H164V250H165ZM188 249H189V247H188ZM206 249H207V248H206ZM210 249H211V248H210ZM210 249H209V250H205V249H204L205 252L202 251V253L204 252V253L207 254V252L210 251ZM230 249H231V248H229V252L231 251ZM238 249H237V251H238ZM240 249H241V248H240ZM242 249H243V248H242ZM247 249H249V248H247ZM247 249H246V250H247ZM128 250L125 249L126 252H127ZM149 250H150V248L148 249V251H149ZM180 250H179V251H180ZM251 250H252V249H251ZM256 250H257V249H255V252H258V251H256ZM263 250H264V249H263ZM61 251H63V249H62ZM123 251H124V250H123ZM123 251H122L121 253H123ZM146 251H147V250H146ZM148 251H147L146 253H148ZM159 251H161V248H160ZM181 251H180V252H181ZM247 251H248V250H247ZM126 252H124V255H125ZM163 252H164V251H163ZM191 252H194V251H191ZM191 252H190V255H191ZM231 252H232V251H231ZM233 252H234V251H233ZM244 252H245V251H244ZM248 252H249V251H248ZM248 252H247V253H248ZM255 252H254V253H255ZM121 253H119V254H121ZM128 253H129V252H127V254H128ZM150 253H152V251H150ZM168 253H165V254H164L165 256H164V255H163V256L166 257V254H168ZM181 253H182V252H181ZM181 253H179V254H181ZM200 253H201V252H200ZM216 253H217V252H216ZM247 253H246V254H247ZM260 253H261V252H260ZM3 254H4V253H3ZM100 254H101V252H100ZM142 254H144V253H142ZM172 254H173V253H172ZM208 254H209V252H208ZM213 254H215V252H214ZM218 254H220L219 251H218ZM222 254H223V253H222ZM231 254H232V253H231ZM246 254H245V255H246ZM255 254H256V253H255ZM258 254H259V253H258ZM98 255H99V254H98ZM147 255H149V253H148ZM152 255H153V253H152ZM173 255H175V254H173ZM173 255H171V256L173 257ZM190 255H187V256L185 255V256H186L187 258H189ZM215 255H216V254H215ZM215 255H214V257H215ZM229 255H230V254H229ZM229 255H228V256H229ZM234 255H235V254H234ZM239 255H241V254H240V251H239ZM242 255H244V254L242 253ZM247 255H248V254H247ZM247 255H246V258H247ZM251 255H253V253H252ZM251 255H250V256H251ZM259 255H260V254H259ZM261 255H262V253H261ZM3 256H4V255H3ZM154 256H155V255H154ZM154 256H153L152 258H155ZM219 256H221V255H219ZM223 256H224V255H223ZM228 256H227V257H228ZM230 256H231V255H230ZM237 256H238V254H237ZM237 256H236V257H237ZM255 256H256V255H255ZM97 257H98V256H97ZM125 257H126V256H125ZM127 257H128V256H127ZM127 257H126V258H127ZM172 257H171V258H172ZM191 257L195 259L194 261H198V259H200V256H199V258H197V260H196L195 256L193 257V256L191 255ZM202 257H203V256H201V259H203ZM205 257H206V256H205ZM205 257H204V258H205ZM232 257H233V256H232ZM232 257H231V258H232ZM243 257H244V256H243ZM23 258H24V257H23ZM100 258H101V257H100ZM126 258H124V259L122 258V259L125 260ZM150 258H151V257H150ZM152 258H151V259H152ZM156 258H157V256H156ZM174 258H175V257H174ZM187 258H186V259H187ZM216 258H217V257H216ZM216 258H215V259H216ZM218 258H219V257H218ZM228 258H229V257H228ZM48 259H49V257H48ZM96 259H97V258L95 257V258H94V262L96 261ZM128 259H129V258H128ZM201 259H200V260H201ZM240 259H241V257H240ZM253 259H254V258H253ZM259 259H260V256H259ZM147 260H148V259H147ZM152 260L156 261L155 259H152ZM171 260L173 261L174 259H170V264H171ZM177 260H178V259H177ZM177 260H176V261H177ZM187 260H188V259H187ZM189 260H191V258H189ZM204 260H206V262H207V259L205 258V259H203V261L201 260L202 262L199 261V262H201V263H199V264L204 263V262H205ZM218 260H219V259H218ZM245 260H246V259H245ZM247 260H248V259H247ZM249 260H250V259H249ZM21 261H22V260H21ZM91 261H92V260H91ZM128 261L132 263V261H130V260H128ZM178 261H179V260H178ZM192 261H193V260H192ZM194 261H193V262H194ZM208 261H209V260H208ZM210 261H211V260H210ZM227 261H229V260H227ZM232 261H233V260H232ZM232 261H231V262H232ZM238 261H239V260H238ZM241 261H244V260H241ZM254 261H255V260H254ZM254 261H253V264H254ZM102 262H103V261H102ZM102 262H101V264H102ZM125 262H126V260H125ZM125 262H123V263H125ZM136 262H137V260H136ZM142 262H143V260H142ZM168 262H169V261H168ZM179 262H180V261H179ZM179 262H177V264H178ZM190 262H191V261H187V264H188V263L190 264ZM246 262H247V261H246ZM250 262H251V260H250ZM250 262H249V263H250ZM256 262H257V261H256ZM45 263H46V262H45ZM146 263H147V262H146ZM180 263H181V262H180ZM196 263H198V262H196ZM209 263L212 264V262H209ZM226 263H227V262H226ZM239 263L241 264L242 262H239ZM239 263H237V264H239ZM247 263H248V262H247ZM257 263H258V262H257ZM83 264H84V263H83ZM140 264H142V263L140 262ZM143 264H144V263H143ZM148 264H149V263H148ZM206 264H207V263H206ZM215 264H216V263H215ZM219 264H221V262H220ZM222 264H223V263H222ZM227 264H228V263H227ZM229 264H231V263H229ZM233 264H234V263H233ZM255 264H256V263H255ZM259 264H260V262H259Z\"/></svg>",
  "mask_w": 264,
  "mask_h": 264
}]
</instances>
